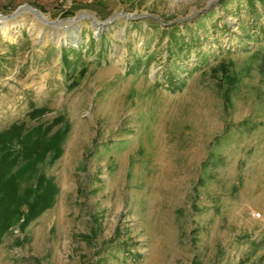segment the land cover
I'll list each match as a JSON object with an SVG mask.
<instances>
[{"label":"rangeland","instance_id":"374dc122","mask_svg":"<svg viewBox=\"0 0 264 264\" xmlns=\"http://www.w3.org/2000/svg\"><path fill=\"white\" fill-rule=\"evenodd\" d=\"M18 7L0 17V133L64 138L39 165L53 204L2 234L0 264H264L260 4L0 0ZM81 13L115 18L62 20ZM63 46L81 47L70 73Z\"/></svg>","mask_w":264,"mask_h":264},{"label":"trees","instance_id":"16d2710c","mask_svg":"<svg viewBox=\"0 0 264 264\" xmlns=\"http://www.w3.org/2000/svg\"><path fill=\"white\" fill-rule=\"evenodd\" d=\"M255 1L264 12V0H250V4L255 5ZM171 26L163 32L173 41L177 39V27ZM259 30L264 35L263 23ZM100 39H103V35ZM196 39L199 40V37ZM192 43L193 40L189 47ZM80 48L61 47V58L68 73L80 58ZM69 53L73 54L72 59L69 58ZM20 126L0 133V239L8 228L17 223L22 229L28 226L36 216L53 204L57 191L52 179L45 175L43 168L39 169V165L43 162L44 165L53 163L60 156L64 132L56 131L51 135L41 132L33 140L30 133L20 130ZM22 175L26 176L27 182L34 178V184H27L20 190L17 178Z\"/></svg>","mask_w":264,"mask_h":264},{"label":"water","instance_id":"95a60500","mask_svg":"<svg viewBox=\"0 0 264 264\" xmlns=\"http://www.w3.org/2000/svg\"><path fill=\"white\" fill-rule=\"evenodd\" d=\"M32 12H34L36 15H38L39 17L43 18L44 16L41 14V12L36 9V8H33L29 5H26ZM22 11V7H18L14 12H12L10 15L8 16H3L0 14V17H2L3 19H7V18H15L17 17ZM87 13H81V14H78V15H75L73 17H68V18H65V19H62V20H66V21H69V22H72V23H77L81 18L83 17H88L90 19H92V21H94L95 24L99 25V26H103V25H107L109 23H111L115 16H112V17H109L108 19H106L105 21H96V20H93V17L92 16H87L89 14ZM121 15L127 19H135L136 17H140L141 15H135V14H132V13H121ZM61 21L58 20V22Z\"/></svg>","mask_w":264,"mask_h":264},{"label":"bare ground","instance_id":"6f19581e","mask_svg":"<svg viewBox=\"0 0 264 264\" xmlns=\"http://www.w3.org/2000/svg\"><path fill=\"white\" fill-rule=\"evenodd\" d=\"M6 32H7V30H6Z\"/></svg>","mask_w":264,"mask_h":264}]
</instances>
